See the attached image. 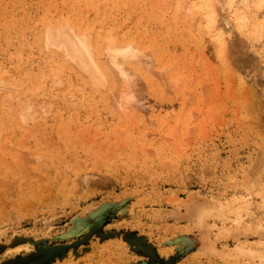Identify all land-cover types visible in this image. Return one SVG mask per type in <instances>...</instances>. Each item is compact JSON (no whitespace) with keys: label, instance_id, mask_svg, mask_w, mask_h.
I'll return each mask as SVG.
<instances>
[{"label":"rangeland","instance_id":"374dc122","mask_svg":"<svg viewBox=\"0 0 264 264\" xmlns=\"http://www.w3.org/2000/svg\"><path fill=\"white\" fill-rule=\"evenodd\" d=\"M161 1L0 0V264H261L233 248L264 249V38L219 46L197 0ZM64 20L152 56L133 107L43 50Z\"/></svg>","mask_w":264,"mask_h":264},{"label":"bare ground","instance_id":"6f19581e","mask_svg":"<svg viewBox=\"0 0 264 264\" xmlns=\"http://www.w3.org/2000/svg\"><path fill=\"white\" fill-rule=\"evenodd\" d=\"M128 1L135 3L138 0H136V1L135 0H132V1L131 0H128ZM150 1H152V0H150ZM163 1L164 0H162L161 3ZM178 1L181 3L182 9H183V10L181 9L182 11L180 10L181 7H180V5H178L179 4ZM178 1H176L177 6H176L175 3H173L175 5L174 6L175 11L173 10V7H172L173 13L176 12V10L178 9V8L176 9V7H178V6L180 7L179 8L180 12H183V13L180 14V12L178 11V13H176V14H178V15L180 14V16L176 15V17L178 16L177 18H179V19L183 18V20H187L185 17L192 18L190 16L192 15L193 12H191L192 10L190 9V7H193V6L192 5L189 6L188 3L186 2L187 0H181V1L178 0ZM193 1H195V0H193ZM54 2H55V0H54ZM156 2H157V0H156ZM196 3L197 4L195 6L199 8L200 12L202 13L201 15L204 17V20H205V23L203 24L205 26L204 28L207 29L206 30L207 33L209 32L210 34L213 35V39L215 41H217V43L219 44V46L224 45L225 42H226V44L228 43L227 42L228 39H226V38L230 35L229 31H230V29L232 27L229 24H230L231 21L235 25L234 29L237 27L241 31H244L245 30L246 31V35H249L250 36L249 38H253L254 39L253 42L256 40L257 42L259 41L261 43L262 38H264V0H197ZM158 4L159 3L157 2V5ZM193 4H194V2H193ZM55 5L52 4V6H55ZM155 5L152 6V9L153 10H155V8H153V7H155ZM159 7H161V6L159 5ZM163 8H164V6H163ZM163 8L161 7V8H158V9H160V10L162 9L163 10ZM167 8H168V6L164 8L163 13L160 12V11H158V13H160V14H164L165 13L166 14L167 11H168ZM155 11L157 13V10H155ZM152 12H154V11H152ZM218 13H221L223 15V17H222L223 18V23H224V26L226 28L224 26L222 27L220 24L217 23V19L219 18L218 16L221 17V15L220 14L218 15ZM182 15H183V17H182ZM154 16H155V14H154ZM160 16H162V15H160ZM157 17L158 16L156 15L155 16L156 20L158 19ZM62 18H65V17L62 16ZM172 18H174V16ZM157 21H159V20H157ZM174 21H175V18L173 19V22ZM218 21H220V20L218 19ZM4 22H6V21H4ZM221 23H222V21H221ZM228 25L231 28H229ZM199 28H201V27H199ZM97 29L99 30V28H97ZM95 32H93L90 28L89 29L88 28H79L78 25L75 26L70 21H65L64 20V22H59V23H57L55 25L54 24L51 25L50 23L45 24V26L43 28V31H42V34H41V38H40L41 40L40 41L38 40V41H39V43H41L40 45H42L43 50L44 51L46 50V53L48 52V54L51 55L50 58H53V57L59 58L60 59V61H59L60 66H61V63H62V66L63 65H66V66L69 65V66H71V70H73L76 73V75L80 76L82 78V80H84L86 82L87 86H89V88L91 90H93L94 92H100L105 87H107L108 84L109 85H112V88H114V91H112V92H114V95L113 96H115L117 98V102L118 103H123L126 106L129 105L128 107H130V106L134 105V103H132V101H134L136 87H138V85H137L138 73L135 70L134 66L136 67L139 64H142V66H145V65H143V64H145V63H143L145 61L144 58L141 61V59H142L143 56L144 57L145 56H149L148 57V58H150V62L149 63H151L153 61V60L151 61L152 56L150 57V55H148V52H146L147 50L146 51H143V52L140 51L138 49V46H136L137 45L136 42H135L136 45H134L133 42H130L129 40H128V42H125V40L124 41L117 40L116 38H114L116 36L113 37L114 39L113 38H110L109 36H108L109 38H107V37H101V36H98L97 35V31H95ZM106 35H108V34L106 33ZM190 35H193V33L190 34ZM238 35H239V33H238ZM243 36H245V35H243ZM23 37H24V35H23ZM234 38H236V37H234ZM210 39H211V37H210ZM239 40H241V38ZM242 40H243V37H242ZM246 41H247V39H246ZM263 43H262V45H263ZM40 45H38V46H40ZM229 45H231V44H229ZM244 45H242V47ZM235 46H233V47L235 48ZM238 46H240V45H238ZM42 47H40V48L42 49ZM171 47H172V48H170L171 50L173 48L175 49V47L173 45H171ZM242 47H240V48H242ZM143 48H144V46H143ZM217 48H220V47H217ZM229 50L231 52V49H229ZM247 50H248V48H247ZM225 51H224V53H225ZM233 51H234V49H233ZM178 53H180V52H178ZM225 57H226V55H225ZM147 60L148 59L146 58V61ZM221 60L223 61V58H221ZM182 63H183V61H182ZM148 64L146 66H148ZM152 64H153V62H152ZM224 65H222V66H224ZM152 67H153V65H152ZM141 68H140L139 71H142L144 69V71L146 72V70H147L146 68H142V70H141ZM168 69H169V67H168ZM151 71H149V73L152 74ZM57 72L58 71H56V73ZM54 73H53V75H55L54 78H56V80H54V81H55L56 85H58V83L61 81V78H60V75L58 73L57 74L56 73L54 74ZM150 75L148 74V76H150ZM143 76H145V75L143 74ZM148 76L146 77V79L148 78ZM169 77H171V76H169ZM160 78H159V80H160ZM150 80H152V78ZM149 83L147 81V84H149ZM158 83H159V81H158ZM12 84H14V83H12ZM12 84H11L10 81H8V79H7L6 76H4L3 74L0 75V91L3 90V89H6V90H8V92H10V89H11L10 87L12 86ZM59 84H61V83H59ZM238 84H239V82H238ZM159 86H160V84H159ZM255 87H256V85H255ZM258 90H259V88H258ZM167 92L170 93L169 91H167ZM5 93H7V92H5ZM32 93H34V92H32ZM108 93L110 94V92H108ZM10 94L7 93L8 96H10ZM110 96H112V95H110ZM10 98H11V96L9 97V99ZM13 99H15V98L13 97ZM25 99H27V98H25ZM110 99H112V98H109V100ZM183 100H184V98H183ZM113 101H114V99H113ZM113 101H112V104H113ZM113 105H115V104H113ZM19 107L21 109L20 112H19V116H21V119L20 120L22 121L23 124L24 123L26 124V123H28L31 120L32 121L34 120V116L36 114V111L33 110V105L31 104V102H27L23 106H19ZM45 107L47 108V106H45ZM161 108H162V106H161ZM17 110H19V109H17ZM123 112H124V110H123ZM17 123H19V122H17ZM25 127H26V125H25ZM211 212H212V210L208 206H201L199 208L198 213H197V220L196 221H198V223L201 225V227H203L202 224H205L206 223V221H207L206 218H208L209 216L212 215ZM218 214L221 217L224 216V213L222 212V210H218ZM233 221H235L234 223L237 224V223L240 222V219L237 218V219H235ZM225 232H226V230L225 229H222L220 233H225ZM245 246L246 245H239L238 244V245H236L233 248V252H235V254H237L239 256L240 255H247L250 259H252V261L257 259L259 261V263L264 264V249L263 250H256V249H254L252 247H247V246L245 247ZM247 256H243V257H247Z\"/></svg>","mask_w":264,"mask_h":264}]
</instances>
